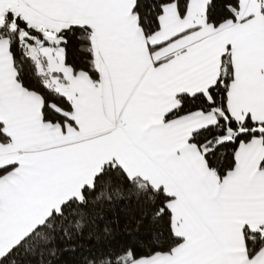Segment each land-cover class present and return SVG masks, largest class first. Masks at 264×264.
<instances>
[{
    "label": "snow or ice",
    "instance_id": "1",
    "mask_svg": "<svg viewBox=\"0 0 264 264\" xmlns=\"http://www.w3.org/2000/svg\"><path fill=\"white\" fill-rule=\"evenodd\" d=\"M0 264H264V0H0Z\"/></svg>",
    "mask_w": 264,
    "mask_h": 264
},
{
    "label": "trees",
    "instance_id": "2",
    "mask_svg": "<svg viewBox=\"0 0 264 264\" xmlns=\"http://www.w3.org/2000/svg\"><path fill=\"white\" fill-rule=\"evenodd\" d=\"M67 259L70 261L71 260V257H68Z\"/></svg>",
    "mask_w": 264,
    "mask_h": 264
}]
</instances>
